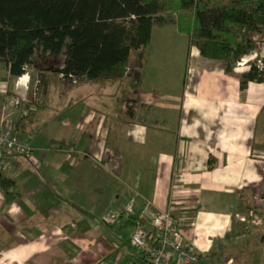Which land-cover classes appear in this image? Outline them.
I'll return each instance as SVG.
<instances>
[{"label":"crops","instance_id":"crops-1","mask_svg":"<svg viewBox=\"0 0 264 264\" xmlns=\"http://www.w3.org/2000/svg\"><path fill=\"white\" fill-rule=\"evenodd\" d=\"M185 41L184 57L151 58L152 33L137 76L51 81L23 112L49 137L30 128L32 151L3 174L0 264H147L134 225L108 223L134 196L137 214L145 202L173 212L200 264H264V83L242 90L248 62L228 73Z\"/></svg>","mask_w":264,"mask_h":264},{"label":"trees","instance_id":"trees-1","mask_svg":"<svg viewBox=\"0 0 264 264\" xmlns=\"http://www.w3.org/2000/svg\"><path fill=\"white\" fill-rule=\"evenodd\" d=\"M171 17L190 45L206 58L224 61L228 73L256 49L253 37L264 35V0H0V63L8 68L11 87L37 60L53 59L60 65L52 74H63L71 83L123 82L133 53L141 58L154 25H166ZM259 59L247 57L242 90L250 82L264 83ZM41 79L52 81L51 76ZM34 104L25 102V107ZM35 120L33 111L18 116L13 131L23 136ZM10 186L0 174V187ZM137 219L131 216L124 225Z\"/></svg>","mask_w":264,"mask_h":264},{"label":"built area","instance_id":"built-area-1","mask_svg":"<svg viewBox=\"0 0 264 264\" xmlns=\"http://www.w3.org/2000/svg\"><path fill=\"white\" fill-rule=\"evenodd\" d=\"M253 57V56H252ZM247 58V57H246ZM242 59L245 64L249 61ZM255 59V58H253ZM258 65L264 67L262 58ZM62 79L63 74L59 75ZM25 78V89H28V76ZM18 81V83H19ZM72 83L76 84L74 79ZM16 104L20 99L26 100L18 94ZM32 151L31 136L22 137L13 131L11 119L4 117L0 121V174L11 171L14 167L13 157L26 156ZM137 198L132 197L121 209L114 210L108 214V223L114 228H121L131 216L138 219L133 227L131 235L133 244L147 256V264H200L201 256L195 248L185 244L179 235L180 221L169 210H159L150 202L143 203L138 214L136 213ZM101 264H108L101 261ZM118 264V262H112Z\"/></svg>","mask_w":264,"mask_h":264},{"label":"rangeland","instance_id":"rangeland-1","mask_svg":"<svg viewBox=\"0 0 264 264\" xmlns=\"http://www.w3.org/2000/svg\"><path fill=\"white\" fill-rule=\"evenodd\" d=\"M176 23H175V18L171 17L168 19L166 25L161 26L158 24H155L153 27V45H152V50L149 53L151 55V58L160 55V56H173V57H167V58H174L176 56H182L184 57L186 55V46H185V40L188 39L187 36L181 35L177 33L176 31ZM253 40L256 42V49L247 56H244L243 58L245 59L248 57V60L251 58H256L260 57L264 59V35L263 36H255L253 37ZM147 53V51L144 52V55ZM138 55L136 53H133L130 63H129V68L126 70L125 76H131V74H135L138 72V68L135 66L137 62V57ZM253 56V57H252ZM181 57V58H182ZM242 58V59H243ZM241 61L239 62H243ZM247 60V58H246ZM254 60V59H251ZM151 66H154L155 63H153L154 60H150ZM239 62L236 64V66H240L242 64H239ZM180 62L173 63L171 62L169 65L174 68L175 66H179ZM247 64V63H245ZM60 65L59 60H37L34 64V66L27 67L26 73L23 76H28V91L25 89L24 92V98L30 99L33 102L41 100V96L43 92H45L46 88L48 87L46 83H43L41 80L42 76H51L52 77V83L53 85L57 84V81H61V77L58 75H53L51 70L55 66ZM244 65V64H243ZM137 76V75H136ZM56 78V79H55ZM18 81L19 78L14 80V87H11L13 85V82L10 81L9 79V72L6 66L3 64H0V102L3 104L5 102V106H7V119H15L18 116H21L24 111H27L25 107V100L20 99V103L16 104V99L18 98V93H19V87H18ZM68 83H71L69 81H66ZM73 84V83H71ZM75 85V83H74ZM77 85V84H76ZM12 89H11V88ZM83 87V86H82ZM9 91L12 93L9 94ZM27 92V93H26ZM21 95V94H20ZM28 102V101H27ZM35 105V104H34ZM5 106H1V114H0V119L2 116V111ZM68 107H65V110H67ZM38 127V126H37ZM36 125H32V136L34 137L37 136L39 142H42L43 145H47L48 143V137H49V131L46 130L45 128L39 129L37 128ZM24 137V136H22ZM260 139V138H259ZM32 140V139H31ZM26 199V198H24ZM253 213L257 214L259 210V203L258 202H253ZM262 212H264V207L262 208ZM253 214V215H254ZM259 214V213H258ZM252 220V225L255 228V225L257 226L258 219L254 218ZM264 225V223H263ZM115 230H119V228H114ZM263 232V231H262ZM218 257H224L225 261H222L223 264H226L225 262L228 261V256L226 255H220ZM264 257V256H263Z\"/></svg>","mask_w":264,"mask_h":264},{"label":"bare ground","instance_id":"bare-ground-1","mask_svg":"<svg viewBox=\"0 0 264 264\" xmlns=\"http://www.w3.org/2000/svg\"><path fill=\"white\" fill-rule=\"evenodd\" d=\"M25 78L23 77L22 78V80H20L19 81V83H18V87H19V94H21V95H23L24 94V90H25V85H24V83H25Z\"/></svg>","mask_w":264,"mask_h":264},{"label":"water","instance_id":"water-1","mask_svg":"<svg viewBox=\"0 0 264 264\" xmlns=\"http://www.w3.org/2000/svg\"><path fill=\"white\" fill-rule=\"evenodd\" d=\"M141 263H144L143 261H140Z\"/></svg>","mask_w":264,"mask_h":264}]
</instances>
